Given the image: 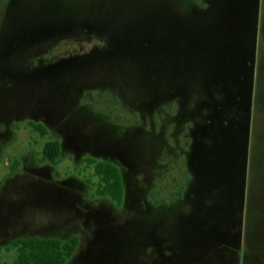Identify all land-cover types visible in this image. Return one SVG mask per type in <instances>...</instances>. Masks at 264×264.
<instances>
[{
	"label": "rangeland",
	"instance_id": "obj_1",
	"mask_svg": "<svg viewBox=\"0 0 264 264\" xmlns=\"http://www.w3.org/2000/svg\"><path fill=\"white\" fill-rule=\"evenodd\" d=\"M85 157L119 167L120 205ZM262 189L264 0H0V264L34 235H76L71 264H169L177 241L199 260L264 241Z\"/></svg>",
	"mask_w": 264,
	"mask_h": 264
},
{
	"label": "trees",
	"instance_id": "obj_2",
	"mask_svg": "<svg viewBox=\"0 0 264 264\" xmlns=\"http://www.w3.org/2000/svg\"><path fill=\"white\" fill-rule=\"evenodd\" d=\"M33 130L41 135L47 129L41 123H29ZM61 156V144L56 138L47 140L41 150V161L56 165ZM85 162L93 167L98 177L95 193L100 196H109L117 205L122 203L124 183L119 167L108 160L85 157ZM14 168V167H12ZM78 244V237L73 235L67 239L47 236L16 237L12 239L7 249L16 251L13 264H65L73 255Z\"/></svg>",
	"mask_w": 264,
	"mask_h": 264
},
{
	"label": "crops",
	"instance_id": "obj_3",
	"mask_svg": "<svg viewBox=\"0 0 264 264\" xmlns=\"http://www.w3.org/2000/svg\"><path fill=\"white\" fill-rule=\"evenodd\" d=\"M250 121H251V115L249 118V127H250ZM249 134H250V131H249ZM250 143L251 142H250V135H249V147H250ZM249 153H250V150H249ZM249 153H248V156H249ZM249 170H250V161H248L247 175H245V177L238 176L239 178V180L237 181L238 187L237 185H235L236 191H234V194L237 195L238 197V204H236L237 201H235L234 207L235 209L237 208L239 210L241 220L243 218L245 207H246V211L248 210V207H249L248 205L249 204V193L251 191L250 189L251 179L248 178ZM254 180H257V179H254ZM234 183L235 182H233V186H234ZM194 188H195L194 192L185 193L184 196L175 198V200H173V203H168V204H172V207L171 208L164 207V209L171 210L173 207L177 205L178 202H182L183 199L185 201H189L190 200L189 195H192L196 192V186H194ZM232 188L229 191L233 192ZM191 210H192L191 211V215H192L195 213V211L193 208H191ZM146 216L148 217L149 215L146 214ZM242 228L243 227L237 228V231L240 232L241 236H242ZM253 231L257 232L259 230L253 229ZM226 237L227 238L222 237L223 239L216 242L213 246L208 245L207 247H205L206 244L201 245L204 250L203 251L204 256L200 258L199 260L192 258V256L194 257V252H192L191 255L189 254L188 257H185L186 254L181 252L180 243L179 241H177L178 243L176 244V249L174 250V252L166 251L167 254L171 255L170 257L173 258V261L171 260L172 262H169V264H257V263H260L261 261H264V241L254 240L253 243H248L245 241L242 242L241 239L229 241L228 239L230 238V235ZM79 246L80 244L78 243L73 255L69 258L71 260L70 261L67 260L65 264H71L70 263L71 261L79 260V259H76L77 253L79 251ZM91 249L92 248H90V250ZM162 251L163 249L160 251V255L157 256L160 259H162L161 258V254H163ZM89 253L90 252L86 253L85 257H87ZM159 264H163L162 260Z\"/></svg>",
	"mask_w": 264,
	"mask_h": 264
}]
</instances>
